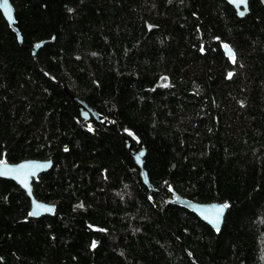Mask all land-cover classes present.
Returning <instances> with one entry per match:
<instances>
[{
	"label": "trees",
	"instance_id": "16d2710c",
	"mask_svg": "<svg viewBox=\"0 0 264 264\" xmlns=\"http://www.w3.org/2000/svg\"><path fill=\"white\" fill-rule=\"evenodd\" d=\"M9 2L22 42L0 9V163L52 160L32 188L55 210L33 218L0 178V264H264L261 1L244 18L225 0ZM173 191L227 203L221 230Z\"/></svg>",
	"mask_w": 264,
	"mask_h": 264
},
{
	"label": "water",
	"instance_id": "95a60500",
	"mask_svg": "<svg viewBox=\"0 0 264 264\" xmlns=\"http://www.w3.org/2000/svg\"><path fill=\"white\" fill-rule=\"evenodd\" d=\"M225 1L235 9L236 14L239 18L246 17L250 12V0H246V5L243 3H238V0H225ZM260 1L264 6V0H260ZM2 4H3V0H0V9L3 15L5 16V18L7 19V21L9 22L12 30L18 35L19 42L21 43L22 36L20 32L14 26V23H15L14 8L8 0L9 7L11 8V19H9V14L4 10V8L2 7ZM240 12H244V15L241 16ZM224 50L227 56H229L227 49H224ZM73 99L82 106V117L85 120H90L92 118H95L98 122L102 121V118L100 117V115L92 107H90L85 101L79 98H76V97H73ZM127 150L133 157L137 166L140 168L141 176H142L144 183L147 186H149L151 190H153V186L151 185L149 181L148 173L145 168V161H144L145 150L144 149H141V150L133 149V145L130 140L127 141ZM140 153H143V155L141 156ZM138 156H139V160L137 159ZM52 165H53L52 160L42 161V160H33V159L24 160L18 163H8V162L0 163V170H4V169L17 170L16 172H13L7 176H0V178L14 181L27 193L28 197L31 200V212L33 211L35 205L37 204L42 205L44 208L52 209L51 212L41 211L39 215H36V216L31 215L33 218H36V219L41 218L46 215H52L55 210L54 205L37 200L34 197L33 188H32L33 181L37 179L41 174L48 172L52 168ZM25 166H39V167L28 168ZM25 178H26L27 187H25V183L22 182V181H25ZM170 204L176 205V206L182 207L185 210H188L189 212L197 216L201 221H203L204 223H206L211 228L217 231L216 226L213 223H211L210 220L212 219L215 210L218 207L224 205L225 203H219V202L200 203V202L192 201L190 199L182 197L181 195L173 191V198L170 200ZM228 208L224 210L222 216L220 217L219 230H221L224 224L225 216L227 214Z\"/></svg>",
	"mask_w": 264,
	"mask_h": 264
},
{
	"label": "snow or ice",
	"instance_id": "6c2138e0",
	"mask_svg": "<svg viewBox=\"0 0 264 264\" xmlns=\"http://www.w3.org/2000/svg\"><path fill=\"white\" fill-rule=\"evenodd\" d=\"M238 3H243V4L246 5V0H238ZM2 7L9 14V19H11V8L9 7L8 0H3ZM240 15L243 16L244 15V12H240ZM224 47H225V49H227L228 54H229V57L232 60V62L233 63H236V56H235V54L231 51V49L229 48L228 45H224ZM232 75H233L232 73H228V78L231 79ZM163 86L164 87H167L168 85L165 84ZM130 135H131V133H130ZM65 150H67V149H65ZM140 155L142 156L143 153H140ZM137 159L139 160V156L137 157ZM25 167L32 168V167H39V166H25ZM16 171L17 170H15V169H4V170H0V176H7V175H9V174H11L13 172H16ZM29 174H31V173H29ZM22 182L25 183V187H27L26 178H25V181H22ZM228 207H229V205L227 203H225L224 205L218 207L215 210L212 219L210 220V222L213 223L216 226L217 231H219V221H220V217L222 216L224 210L227 209ZM41 211L51 212L52 209L51 208H44L42 205L37 204V205H35L33 211L30 213V215H33V216L39 215L41 213ZM93 247H95V244H93Z\"/></svg>",
	"mask_w": 264,
	"mask_h": 264
}]
</instances>
